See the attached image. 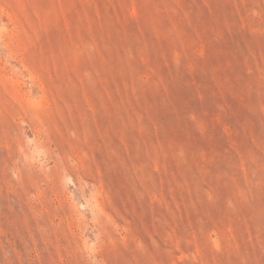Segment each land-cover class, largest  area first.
<instances>
[{
    "label": "rangeland",
    "instance_id": "obj_1",
    "mask_svg": "<svg viewBox=\"0 0 264 264\" xmlns=\"http://www.w3.org/2000/svg\"><path fill=\"white\" fill-rule=\"evenodd\" d=\"M0 264H264V0H0Z\"/></svg>",
    "mask_w": 264,
    "mask_h": 264
}]
</instances>
